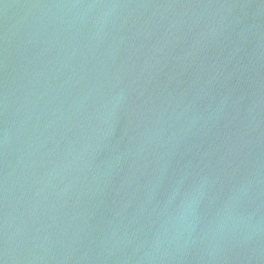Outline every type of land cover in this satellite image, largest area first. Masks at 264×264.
Listing matches in <instances>:
<instances>
[{"label":"water","instance_id":"95a60500","mask_svg":"<svg viewBox=\"0 0 264 264\" xmlns=\"http://www.w3.org/2000/svg\"><path fill=\"white\" fill-rule=\"evenodd\" d=\"M0 264H264V0H0Z\"/></svg>","mask_w":264,"mask_h":264}]
</instances>
